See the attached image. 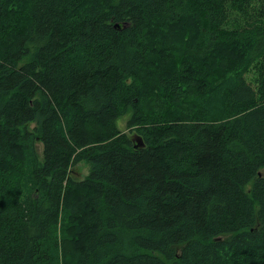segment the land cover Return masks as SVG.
Returning <instances> with one entry per match:
<instances>
[{
  "label": "trees",
  "instance_id": "obj_1",
  "mask_svg": "<svg viewBox=\"0 0 264 264\" xmlns=\"http://www.w3.org/2000/svg\"><path fill=\"white\" fill-rule=\"evenodd\" d=\"M258 1L0 0V264H264Z\"/></svg>",
  "mask_w": 264,
  "mask_h": 264
},
{
  "label": "rangeland",
  "instance_id": "obj_2",
  "mask_svg": "<svg viewBox=\"0 0 264 264\" xmlns=\"http://www.w3.org/2000/svg\"><path fill=\"white\" fill-rule=\"evenodd\" d=\"M261 1L262 0L257 2V5L260 6V8H261V3H262ZM242 20H243V18L242 17L240 18L238 13L234 12L233 10H231L229 8V21H228L229 25L227 24L226 28L228 30H232L233 28H231V27L234 25V23L237 22V21H242ZM254 74H255L254 72L249 73L248 74V79L252 81L254 79L253 78ZM127 121H128V118L127 117H123V119H122V121L120 123V127H121L123 132L127 133L128 136H131L134 139V138H136L138 133L137 132H132L131 130H129L127 128ZM35 127H36V124L35 123H31L30 126H29V129L33 130ZM38 148H39L40 155L42 156V151H43L42 143H39V147ZM91 168H92V166H91L90 163H88L87 161H82L81 163H79L77 166H75L72 169L73 170L72 171V177L74 179H76V180H83L89 175V173L91 171ZM261 175L264 176V168L261 170Z\"/></svg>",
  "mask_w": 264,
  "mask_h": 264
},
{
  "label": "water",
  "instance_id": "obj_3",
  "mask_svg": "<svg viewBox=\"0 0 264 264\" xmlns=\"http://www.w3.org/2000/svg\"><path fill=\"white\" fill-rule=\"evenodd\" d=\"M137 142H138V145L137 146L144 147L143 140H141L140 138H138L137 139Z\"/></svg>",
  "mask_w": 264,
  "mask_h": 264
}]
</instances>
